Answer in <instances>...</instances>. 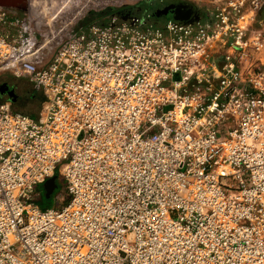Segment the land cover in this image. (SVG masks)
Returning a JSON list of instances; mask_svg holds the SVG:
<instances>
[{"label": "built area", "instance_id": "2783aa9c", "mask_svg": "<svg viewBox=\"0 0 264 264\" xmlns=\"http://www.w3.org/2000/svg\"><path fill=\"white\" fill-rule=\"evenodd\" d=\"M212 2L1 14L0 75L45 100L0 102V264H264V0Z\"/></svg>", "mask_w": 264, "mask_h": 264}, {"label": "rangeland", "instance_id": "374dc122", "mask_svg": "<svg viewBox=\"0 0 264 264\" xmlns=\"http://www.w3.org/2000/svg\"><path fill=\"white\" fill-rule=\"evenodd\" d=\"M6 1L7 0H5V2ZM73 1L74 0H67V3L69 4V9H68L69 12L67 13L69 14L73 13L72 12ZM190 1L195 5L198 11L201 12V14H206L207 10L209 9V6L213 3L212 2L213 0H190ZM16 2L17 3L15 6V9L12 8V11H15L16 17H22L29 8V2L28 0H17ZM111 2H112V5H108V7H106L105 10L100 11V12L89 11L88 7H85L87 11L85 12V18H82L81 22L92 20L98 17L99 15H104V14H118V15H125V16L140 14L139 9H141V7L144 9L148 5H149L148 9L155 16L156 13L158 12L157 9L159 7H162L165 4L163 0H162L163 4L159 0H111ZM57 5H59V7L56 8L57 12H55V14L56 13L59 14L60 13L59 11L62 8L60 4H57ZM7 6L8 4L5 5L4 1L0 2V7H7ZM153 20L157 25H162L166 21L171 20V19L168 18V19H162L160 21H157L154 17ZM24 80L25 79H17L9 74H4V75L2 74L0 75V90L2 91L6 88L10 89L11 87V90H15L16 94L21 96L23 95V92H24V88L22 84ZM32 101L33 102H29V105L27 106L24 105L25 107L21 106L19 102H17L15 103L14 110L17 111L16 110L17 108L18 112L22 111L21 113L24 112L25 114L27 113L33 118H36V116L39 115L40 109L44 103V99L42 101L40 100H32ZM57 183H58V188L55 190L54 194L51 196L50 199L45 198V193L41 189L42 198L37 201V204L40 210L45 211L49 209H58L61 206L59 203L55 202L54 197L56 196V194L62 191V189L66 186V182L59 175L57 178Z\"/></svg>", "mask_w": 264, "mask_h": 264}, {"label": "crops", "instance_id": "0c3cea01", "mask_svg": "<svg viewBox=\"0 0 264 264\" xmlns=\"http://www.w3.org/2000/svg\"><path fill=\"white\" fill-rule=\"evenodd\" d=\"M159 1L162 2V0H159ZM163 2L167 3V4L168 3L172 4L171 2L177 4L176 7L180 9L179 12L182 13L181 11H183L182 14L179 13L180 15L179 14H178L179 16L177 15L179 17V19H181V20H184L182 18L189 17V14L187 12H184V11H186L187 9L194 10V8H196L195 5L190 0H163ZM163 2H162V4H163ZM169 8H175V5L173 4V5H171V7L169 6ZM22 84H23L24 92H23V95H21V96L17 95L15 90H11V87H10V89L6 88L2 91L0 90V102L10 101L13 103V105L15 107V103H17V102H19V104L21 106H24V105L27 106V105H29V102H33L32 100H40V101L43 100L42 93L36 92L34 90L33 86L26 79L24 80V82H22ZM16 110L18 111L17 108H16Z\"/></svg>", "mask_w": 264, "mask_h": 264}, {"label": "flooded vegetation", "instance_id": "af4514ba", "mask_svg": "<svg viewBox=\"0 0 264 264\" xmlns=\"http://www.w3.org/2000/svg\"><path fill=\"white\" fill-rule=\"evenodd\" d=\"M2 1H4V3H5V5L6 4H8V6L7 7H0V16H1V14L2 13H5L7 16H10L11 15V13H12V8L13 9H15V6H16V3H13L12 1H14L15 2V0H7L6 2H5V0H0V2H2ZM10 3H12L13 5H15V6H13V5H11ZM172 4H170V3H165L164 5H163V7H159L157 10H158V12L156 13V15L154 16L155 17V19L157 20V21H160V20H162V19H176V20H181V19H179V15L180 14H182L183 13V11H181L182 13H180L179 12V8H177L176 6H177V4H175V3H173V2H171ZM175 5V8H169V6L171 7V5ZM165 6V7H164ZM184 12H187L188 14H189V17H187V18H182V19H189V18H192L193 16H198V15H200L201 14V12L200 11H198V9L197 8H194V10H191V9H187L186 11H184ZM180 13V14H179ZM179 14V15H178ZM178 15V16H177ZM39 93H41V92H39ZM13 108H15L14 107V105H13Z\"/></svg>", "mask_w": 264, "mask_h": 264}, {"label": "bare ground", "instance_id": "6f19581e", "mask_svg": "<svg viewBox=\"0 0 264 264\" xmlns=\"http://www.w3.org/2000/svg\"><path fill=\"white\" fill-rule=\"evenodd\" d=\"M17 1V0H15ZM105 1H108V0H104ZM29 2V8L28 10L26 11V13L22 16L24 17L26 14H28L29 12H33L36 16L40 17L41 15L43 14H47L48 18L50 19V16L48 15V12L53 8L55 9L56 11V8L59 7V5L57 4H60L61 7L63 8V12L66 13L69 9V4L67 3V0H28ZM39 10H41L42 12L39 13ZM12 15L10 16H14L16 15L15 14V11H12L11 13ZM22 17H18V18H22ZM12 76V75H11ZM14 77V76H13ZM24 79V78H23ZM24 114V113H22ZM26 116H29V117H32L30 116L29 114H24ZM38 116H36L37 118ZM33 118V117H32ZM34 118V119H36ZM58 184H56L57 186ZM56 188V187H55ZM52 190V189H51ZM49 190V191H51ZM47 195V193H46ZM46 195H45V198H46ZM51 195H52V192L50 194V198H51ZM49 198V199H50ZM47 199V198H46Z\"/></svg>", "mask_w": 264, "mask_h": 264}, {"label": "water", "instance_id": "95a60500", "mask_svg": "<svg viewBox=\"0 0 264 264\" xmlns=\"http://www.w3.org/2000/svg\"><path fill=\"white\" fill-rule=\"evenodd\" d=\"M12 2H13V3H17L16 1H15V2L12 1ZM19 2H20V1H19ZM10 4H12V3H10ZM12 5H13V4H12ZM13 6H15V5H13ZM55 180H56V177H54L51 181L54 182ZM55 187H58V186H56V184H55ZM52 191H53V190L47 192V195H46V198H47V199L50 198V194H51Z\"/></svg>", "mask_w": 264, "mask_h": 264}, {"label": "trees", "instance_id": "16d2710c", "mask_svg": "<svg viewBox=\"0 0 264 264\" xmlns=\"http://www.w3.org/2000/svg\"><path fill=\"white\" fill-rule=\"evenodd\" d=\"M42 96H43V94H42ZM43 99L45 100V97L43 96Z\"/></svg>", "mask_w": 264, "mask_h": 264}]
</instances>
